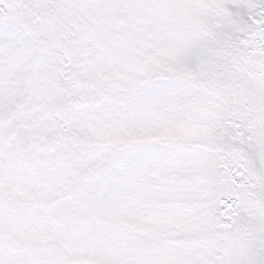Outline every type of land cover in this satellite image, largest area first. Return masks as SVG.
<instances>
[{
	"label": "snow or ice",
	"instance_id": "obj_1",
	"mask_svg": "<svg viewBox=\"0 0 264 264\" xmlns=\"http://www.w3.org/2000/svg\"><path fill=\"white\" fill-rule=\"evenodd\" d=\"M0 264H264V0H0Z\"/></svg>",
	"mask_w": 264,
	"mask_h": 264
}]
</instances>
